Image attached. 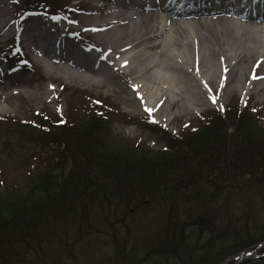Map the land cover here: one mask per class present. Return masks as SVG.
Returning <instances> with one entry per match:
<instances>
[{"label":"rangeland","instance_id":"374dc122","mask_svg":"<svg viewBox=\"0 0 264 264\" xmlns=\"http://www.w3.org/2000/svg\"><path fill=\"white\" fill-rule=\"evenodd\" d=\"M0 2L6 4L14 24L15 18L19 21L26 15L20 12L21 2L17 3L14 0H0ZM74 3L76 1L69 4ZM100 3V0H82V7L79 6L81 7L79 10L75 9L69 12L61 10L63 11L61 15L52 19H57L54 22L56 26L66 23L71 26L69 29L72 31L77 27L76 19L89 13L96 16L92 10L99 7L96 4ZM111 7H114L113 3H111ZM107 8H110V5ZM139 17V15L136 16L134 20L137 21ZM131 21L129 20L127 24ZM256 26H264V23L256 24ZM258 29H260L259 40L264 42V31H261L262 28ZM190 33L192 32L190 31ZM80 37L84 38V34L80 33ZM84 39L90 40L96 45L92 34L85 36ZM155 41L153 39L150 44ZM183 45L185 42L182 43ZM15 51H18L21 56L19 54L15 56ZM157 51L147 49L149 56L146 61L151 65L154 62L159 64L149 74L155 77L153 78L155 81L159 80L156 72L160 77H169L173 80L174 86L186 90L187 98H180V96L172 94H166L167 98H164L154 88L148 94L153 97L152 105L160 99L164 101V104L159 111L146 116L147 111L144 109L136 113L130 111L125 100L118 96V93L121 94L120 92L109 91L102 86H96L95 83H87L76 77H70L68 74L69 71L77 73L81 69L76 70L70 67V70L65 73H49L42 70L38 62L32 60L18 39H11L4 43L0 38V58L6 57L0 61V95L6 97V99L0 100V181H3V184L0 182V194L6 188L24 187V189H32V193L29 192V195L35 194L34 199L45 194L51 196L52 191L49 187L46 192L45 187H39L35 185L36 183L27 181V177H29V171L35 170L47 161L45 157H51L55 153L56 145L48 142L44 135V124L48 122L47 118L66 120L69 125L72 122L71 115H74L73 101L75 98L79 99L80 96L84 98L99 97L100 100L114 106L112 120L105 123L102 137L105 141L111 144L113 141L114 145L120 146L121 148L113 145L110 147L117 153H126L128 157L139 156L138 152L132 150H135L133 142L140 140L141 143L151 148L148 150V157L156 160L158 151L170 145L169 139L165 137L166 133L177 135L182 128L186 127L187 123L192 125L199 120L201 115L213 114L214 110L221 111L228 102L230 106L238 108L237 101L234 99H239V107L247 102L250 108L252 106L257 109L255 112L252 111V108L250 110L252 121H254L250 120L251 131L260 133L264 137V95L262 93L250 95L246 89L230 96H223L219 103V94L213 95L203 85L205 92L202 94L206 93L204 97L200 93L201 89L196 80L190 81V78L186 77L184 73L166 70L157 58ZM173 51L182 55L176 47L173 48ZM144 54L146 55V53ZM22 59L31 64L33 71L22 68L21 72L15 74L14 69L15 67L20 69ZM219 71L222 74L221 69ZM119 74L121 79L119 82L126 84L128 77H125L121 72ZM162 84L165 83L158 81L157 85L161 87ZM22 90H25V94L16 92ZM27 91L32 94H28ZM191 94L193 95L191 96ZM195 94L198 95L200 101L203 100L202 104L190 106ZM105 98L106 100H104ZM207 98L211 99L209 103L206 102ZM213 98H215V102H213ZM131 99L137 101L138 98L132 97ZM173 100L176 101L171 106L170 102ZM182 105L189 106L184 114L180 111ZM161 116H167L170 119L169 124L166 120L161 119ZM147 117L153 119L157 126L144 124L142 120ZM133 118L135 121L131 120ZM183 150L186 151L184 148ZM59 172L60 168L55 171L56 174ZM65 172L66 169L64 174ZM202 174L205 175L204 172ZM206 180L208 179H205L204 182ZM253 182L254 180H251L248 183L252 184ZM247 184L241 183L225 187L223 193L219 194L218 202L214 204L202 205L198 210L194 206L191 207L193 216L187 215L190 219H186L190 223L186 226L177 224V229L167 226L170 218L165 212H162V207L154 202L141 206L127 205L124 209H120L121 211H117L116 208L110 209L109 206L115 203L114 200L105 202V205L101 202L104 197V193H101L99 196L102 200L90 201L93 203L94 214L90 211L81 215L76 212L73 214L56 212L55 202H50L49 197L47 206L50 210L42 212L40 215L43 216H39V220L35 219L38 222L37 225L28 232L30 245H18V254L9 249L4 250L3 247L11 245L13 248V238L23 236L24 233L19 230L20 223L16 222L17 225H15L18 226L17 230L19 231L13 233V230L15 231L12 225L13 220L0 222V264H232L233 255H236L241 249L251 248L249 253L263 256L264 243L263 247L253 248V246L257 240H264L262 238L264 224L259 222L250 227V222L255 215L258 218L264 217V183L246 189ZM19 209L21 210L17 207L15 211H19ZM125 209L128 211L132 209L133 212L126 214L124 222H121L119 221L121 218L118 217L122 214L120 212ZM113 211L117 215H113ZM1 212L3 217H8L4 209L0 210ZM22 218H25L24 224L29 223L28 228L33 226L28 220L27 211L22 215ZM258 220L262 222L264 219ZM112 223L113 226H111ZM244 223L249 224V229L245 230L246 234L237 237L236 232ZM111 227H113L114 233H111ZM247 230L249 231L247 232ZM236 244H239L241 248L235 249L234 245ZM69 250H75V253ZM26 251H28V256L25 255ZM261 256L247 258L234 264H264V257L261 259Z\"/></svg>","mask_w":264,"mask_h":264},{"label":"trees","instance_id":"16d2710c","mask_svg":"<svg viewBox=\"0 0 264 264\" xmlns=\"http://www.w3.org/2000/svg\"><path fill=\"white\" fill-rule=\"evenodd\" d=\"M21 1L24 9L46 5L55 11L65 9L68 0ZM233 109H228L223 115L215 113L201 117L199 124L186 129L182 138L170 139V145L158 151L156 160L148 157L151 148L139 140L133 142L135 150H132L139 153L138 157L117 153L110 146L121 147L104 140V125L112 120L114 112L110 104L78 109L79 117L72 115L69 125L65 122L53 125L44 133L48 142L56 145L55 153L45 157L47 161L29 171L27 177V181L45 187L46 192L49 187L51 196L45 194L34 199L35 194L29 195L32 189L24 187L6 188L0 194V210L4 209L8 215L3 217L1 212L0 222L13 220V233L19 230L24 233L22 237L13 238V248L5 245L3 249L18 254V245H30L28 232L37 225L35 219L39 220L42 212L50 210L47 206L49 197L50 202H55L56 212L81 215L90 211L94 214L90 201L102 200L101 193H104V201L101 202L105 205V202L114 200L115 203L109 206L117 211L127 205L141 206L154 202L170 218L167 226L177 229V224L186 226L190 223L186 219H190L187 215L193 216L191 207L198 210L202 205L218 202L225 187L246 185L251 180L254 182L248 183L246 189L264 183V137L251 131L250 112L237 113ZM59 168L60 172L56 174ZM205 179L208 180L204 182ZM17 207L21 210L15 211ZM26 211L33 225L29 228V223L24 224L25 218H22ZM131 211L125 209L120 212L119 221L124 222L125 215ZM112 214L117 215L114 211ZM258 219L264 217L253 216L250 227L259 222L264 224V220ZM16 222L20 223L19 230ZM248 227L247 223L241 225L236 236L246 234ZM110 231L114 233L113 227ZM238 247L241 248L239 244L234 245L235 249ZM70 252L75 253V250Z\"/></svg>","mask_w":264,"mask_h":264},{"label":"bare ground","instance_id":"6f19581e","mask_svg":"<svg viewBox=\"0 0 264 264\" xmlns=\"http://www.w3.org/2000/svg\"><path fill=\"white\" fill-rule=\"evenodd\" d=\"M102 1L101 7L94 6L92 10L96 16L89 13L76 19L75 30L71 31V26L63 23L59 37L56 34L59 28L52 30L48 23H44L35 14L27 16L25 19L28 23L18 29L19 35H22V48L37 60L42 70L57 74L68 72L70 67L76 70L79 68L81 70L77 73L69 71V76L98 84L109 91L131 95V98L137 97V93L142 94L147 103H151L153 97L148 94L154 88L164 98H167L166 94L187 98L186 90L174 86L169 77H160L156 72L159 80H153L155 77L149 73L159 64L154 62L151 65L146 61L149 56L147 49L158 50L157 58L166 70L181 72L190 81L196 80L201 94L205 92L203 85L213 95L219 94V103L223 96L246 89L250 95H264V42L258 36V28L264 31V26L257 27L253 22L264 20V17L248 11L240 15L238 10L243 0H224L221 7L209 9H199V0H148L149 3L144 1L143 5L127 0V4H131V8L138 13L122 12L125 8L119 11L117 8H107L112 2L118 7H125L118 0ZM231 5L237 7L231 9ZM9 12L6 4L0 2V27H11ZM138 15L140 17L135 21ZM129 20L132 21L127 24ZM80 33L84 34V38L92 34L96 45H82L80 41L86 39L81 38ZM51 35L57 38L53 39ZM153 39L155 43L150 44ZM183 42L185 45L182 46ZM51 43H56L55 54L45 48ZM174 47L182 55L174 52ZM78 51L83 53L84 58L76 56ZM86 53L92 54L99 67L90 64L92 59ZM121 53L129 55L114 63L115 57ZM103 66L105 69L102 71L100 67ZM22 68L30 70L24 63L20 65ZM119 72L128 77L126 84L120 83ZM158 81L165 84L158 87ZM16 92L25 94V90ZM27 93L32 94L30 91ZM202 95L205 97L206 93ZM1 99L6 97L0 95ZM192 100L194 102L190 101V106L202 104L203 101L196 94ZM210 100L207 98L206 102ZM175 101H171L170 105L173 106ZM141 103L138 99L126 101L134 113L143 109ZM145 105L150 108L149 104ZM187 108L189 106L182 105L181 113H186Z\"/></svg>","mask_w":264,"mask_h":264},{"label":"snow or ice","instance_id":"6c2138e0","mask_svg":"<svg viewBox=\"0 0 264 264\" xmlns=\"http://www.w3.org/2000/svg\"><path fill=\"white\" fill-rule=\"evenodd\" d=\"M213 102H215V98H213ZM147 111L151 112L152 110L151 109H148Z\"/></svg>","mask_w":264,"mask_h":264}]
</instances>
